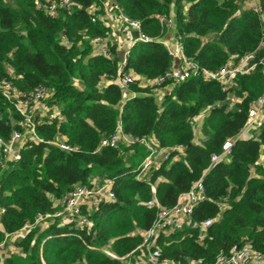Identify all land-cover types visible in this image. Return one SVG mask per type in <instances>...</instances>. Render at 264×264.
I'll return each mask as SVG.
<instances>
[{
  "label": "trees",
  "instance_id": "1",
  "mask_svg": "<svg viewBox=\"0 0 264 264\" xmlns=\"http://www.w3.org/2000/svg\"><path fill=\"white\" fill-rule=\"evenodd\" d=\"M71 1V9L53 15L49 0H0V139H8L21 118L4 95L3 80L26 93L47 85L50 104L65 117L59 125L40 122L36 130L42 141L27 144L7 169L0 165V205L5 207L0 243L6 234L55 211L53 199L79 183L91 185L96 175L113 181L115 197L91 211L90 227L32 228L16 242L21 253L0 256V264H123L129 254L134 264H149L138 247L158 208L147 201L155 193L162 206L172 207L200 178L208 198L194 208L183 230L157 235L161 259L215 264L247 244L264 253V125L238 139L228 161L210 167L211 155L240 133L252 101L264 90V0H257L260 14L244 8L247 0H113L154 38L131 48L127 69L138 75L155 78L172 66L168 49L156 40L163 28L158 15L171 13L185 54L201 69L216 70L231 56L238 60L246 54L253 55L250 64H257L239 73L229 92L198 74L161 101L152 87L137 83L131 87L137 95L124 101L122 89L111 81L120 51L112 47L109 58L95 54L91 44L112 33L102 0ZM234 96L241 101L231 106ZM206 111V138L196 142L194 120ZM119 124L134 137L153 138L164 148L183 145L184 151H172L160 169L139 179L138 167L148 153L144 145L100 147ZM57 135H64L73 150L52 143ZM207 219L213 223L204 229Z\"/></svg>",
  "mask_w": 264,
  "mask_h": 264
},
{
  "label": "built area",
  "instance_id": "2",
  "mask_svg": "<svg viewBox=\"0 0 264 264\" xmlns=\"http://www.w3.org/2000/svg\"><path fill=\"white\" fill-rule=\"evenodd\" d=\"M250 8L261 13L257 0ZM73 2L71 0H49L47 6L49 13L57 15L60 8L71 9ZM44 6V5H43ZM103 18L107 24L112 27V33L108 36H98L91 41L93 52L95 54L106 55L113 58L114 54L112 47L123 51V56L118 63V70L112 82L116 83L123 91L124 99L131 98L137 95L131 91L133 84H138L141 87H152L154 90H163L169 87L171 90L184 80L202 74L208 80H215L221 84L224 92H229L230 88L236 85L235 78L241 73H248L257 64H250L252 54H246L241 59H236L231 56L230 59L216 70L201 69L199 64L187 57L182 46V37L176 34L175 43H170L163 38L166 33L174 28L175 15H158L162 25V36L156 40L165 45L169 54L173 58L172 66L163 74L155 78H146L127 69L128 58L131 47L138 42H150L154 38L146 34L141 27L139 20L131 19L123 9L113 0H102ZM93 21L97 20L96 16L92 17ZM132 31H135L136 37L130 39ZM128 35V38L126 37ZM66 45H69L68 40H63ZM127 42H130L126 44ZM130 48V49H129ZM264 64V60L261 61ZM1 87L4 89V95L13 103L16 111L21 118L18 121L19 128L15 129L8 139H0V165L7 169L9 165L17 161L20 157V151L27 144L35 142L39 143L42 138L37 133V125L43 121H57L59 125L64 121L65 117L61 108L58 105H52L49 99L52 97V90L43 85L29 93L20 92L10 80H3ZM127 96V98L125 97ZM157 99L161 101L155 94ZM164 98V97H163ZM163 100V99H162ZM238 100V99H237ZM241 101V98H239ZM264 125V90L252 101L248 109L247 121L240 133L236 137H229L223 144L222 151L211 155L212 165L218 161H228L232 153L234 143L246 136L249 131L257 132ZM52 143L66 150H73V147L66 142L64 135H57ZM142 144L147 149V155L142 160L138 167V178L140 179L145 174L153 170L160 169L164 160L171 156L172 151L183 153L184 146L176 147H160L155 139L150 137H134L125 132L121 124L115 131L104 137L100 147L111 146L120 147L132 146L134 144ZM177 156L175 159H178ZM113 181L108 178H102L98 175L94 176L91 185L77 184L75 187L65 194L60 200L53 199L55 211L48 212L39 216L34 223L26 224L21 229L6 234L4 240L0 243V256L5 259L11 253H8L7 247L16 245L23 236L34 227L44 230L49 226L57 223L61 225L73 224L76 228L90 227V213L97 209L103 202L113 199L115 194L112 190ZM154 191L156 184L151 183ZM208 198L203 178L193 182L190 189L182 193L177 203L169 208L162 206L154 193L152 198L147 201L148 206L157 207L158 214L153 221L151 227L143 232V241L139 245V251L145 257L149 264H181L172 259H161V252L155 245V238L161 232L174 230H183L186 224L192 221L194 208ZM58 207V208H57ZM5 212V207L0 205V222L1 216ZM213 223V219H207L202 223V227L206 229ZM16 253H21V248L14 246ZM104 251L112 254L107 247ZM123 264H134L132 255L122 257ZM192 264H200L193 262ZM215 264H264V253L259 252L247 244L240 249H235L231 255L218 258Z\"/></svg>",
  "mask_w": 264,
  "mask_h": 264
},
{
  "label": "crops",
  "instance_id": "3",
  "mask_svg": "<svg viewBox=\"0 0 264 264\" xmlns=\"http://www.w3.org/2000/svg\"><path fill=\"white\" fill-rule=\"evenodd\" d=\"M131 34L132 35H130V39L132 40V39H134L135 37H136V33H135V31H132L131 32ZM127 35V34H126ZM127 38H128V35L126 36ZM175 37H176V32H175V29L174 28H171L167 33H166V36L163 38L164 40H166V41H168V42H170V43H175ZM128 43H130V42H127L126 44H128ZM133 47V46H132ZM131 47V48H132ZM130 49V48H129ZM123 50V49H122ZM122 50H119L120 51V56L122 57L123 56V51ZM112 81V80H111ZM107 83V81L106 80H104V81H102V84L103 85H105ZM160 90H154V93L158 96V98L160 99V100H162L163 99V97L167 94V93H169L170 92V89H169V87H167L166 89H163V90H161L160 92H159ZM172 91V90H171ZM126 98H127V96H125ZM126 99H124V101H125ZM239 100V99H238ZM206 114H208V111H206L205 113H202V114H200L198 117H196V120H199V126H201L200 127V129L202 130V126H203V122H204V117H205V115ZM202 115H203V117H202ZM199 118V119H198ZM202 135H204V133L202 134ZM205 136V135H204ZM206 138V137H205ZM204 138V139H205ZM195 141L196 142H200V141H197L196 139H195ZM2 228V223L0 222V229ZM8 250V253H11L12 251L10 250V249H7ZM8 257V256H7ZM6 258V257H5Z\"/></svg>",
  "mask_w": 264,
  "mask_h": 264
},
{
  "label": "rangeland",
  "instance_id": "4",
  "mask_svg": "<svg viewBox=\"0 0 264 264\" xmlns=\"http://www.w3.org/2000/svg\"><path fill=\"white\" fill-rule=\"evenodd\" d=\"M253 4H255L254 3V0H247L246 3L243 6H244V8H248V7L252 6ZM236 101H237V97H235V96L232 97L231 98V102H232L231 103L232 104L231 106H234L235 103H236ZM202 117H203V115H202ZM194 121H195V133H196L195 139L197 141H200V140L204 139L206 136H204L205 134L202 135L203 134V131L200 129L201 126H199V120H196L195 119ZM252 134H253V132L252 131H249V132L246 133V136L245 137H251ZM14 246H17V245H14ZM14 246L7 247V249H10L12 251L11 255L12 254H18V253L15 252L16 250H15Z\"/></svg>",
  "mask_w": 264,
  "mask_h": 264
}]
</instances>
